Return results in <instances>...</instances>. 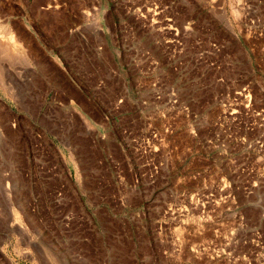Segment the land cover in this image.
Here are the masks:
<instances>
[{
    "label": "rangeland",
    "instance_id": "1",
    "mask_svg": "<svg viewBox=\"0 0 264 264\" xmlns=\"http://www.w3.org/2000/svg\"><path fill=\"white\" fill-rule=\"evenodd\" d=\"M130 1L0 0V264H264V113L241 125L203 124L197 138L181 129L157 173L152 163L159 157L136 163L124 155L113 124L86 93L83 121L69 108V122L60 119L52 130L42 120L44 87L35 121L36 66L29 54L13 50L7 21L35 20L67 5L76 16L71 32L84 39L81 56L68 61L69 79L90 89L104 81L109 100L133 75L119 68L99 29L124 16ZM168 1L183 9L179 22L193 17L227 41L264 108V80L255 69L257 50L240 32L239 0ZM212 95L200 92L208 101ZM235 179L246 190L235 189Z\"/></svg>",
    "mask_w": 264,
    "mask_h": 264
},
{
    "label": "built area",
    "instance_id": "2",
    "mask_svg": "<svg viewBox=\"0 0 264 264\" xmlns=\"http://www.w3.org/2000/svg\"><path fill=\"white\" fill-rule=\"evenodd\" d=\"M263 5L262 0L237 3L242 12L240 32L257 50L255 69L262 80ZM124 9V16L99 30L107 34L119 68L133 75L131 80H125L109 100L110 88L104 81L92 89L83 81L78 86L91 96L93 109L103 120L113 124L116 142L128 159L141 163L148 157H159L152 163L157 173L173 152L174 139L181 129L197 138L203 124L241 125L256 122V117L264 113L240 59L229 50L227 41L212 34L208 24L193 17L179 22L183 9L168 0H132ZM95 50L99 52L102 47L97 45ZM209 90H213L210 101L200 96V92ZM154 121L160 122L158 128L153 126ZM95 134L97 140L104 139V135ZM207 137L205 134L203 139ZM104 161L107 169L115 165L109 153ZM232 184L235 189L246 190L240 179ZM231 198L235 200V195Z\"/></svg>",
    "mask_w": 264,
    "mask_h": 264
},
{
    "label": "crops",
    "instance_id": "3",
    "mask_svg": "<svg viewBox=\"0 0 264 264\" xmlns=\"http://www.w3.org/2000/svg\"><path fill=\"white\" fill-rule=\"evenodd\" d=\"M51 8L53 9H46L45 14H39L35 20L21 19L20 17H18L20 19L8 20L6 27L10 29V32L7 33L16 40L17 47H14L13 50L29 54L36 66V77L31 80L36 97L34 106L36 110L38 109L35 121L39 122L41 119L38 111L44 106L41 103L43 97L41 92L45 87L48 103L45 108L47 109L46 115L42 120L51 123L52 130H56L55 125L60 119L62 122H69L68 117L64 118L65 110L69 108L73 109L72 113L77 119L80 116L83 121L82 114L86 116L84 112L86 111V102L81 94L84 92L78 88L74 81H70L67 69L69 59L74 60L81 56L84 39L80 38L77 33L71 32L75 21L70 19L71 16H76L70 14L71 11L67 5H54ZM24 11H27V7H24ZM21 49L23 50L21 51ZM2 51L10 52L12 49L3 48ZM21 72V76H26L24 70ZM76 75L84 80V73L78 72ZM20 105L23 106V104ZM69 132L74 133L75 131L69 129Z\"/></svg>",
    "mask_w": 264,
    "mask_h": 264
}]
</instances>
